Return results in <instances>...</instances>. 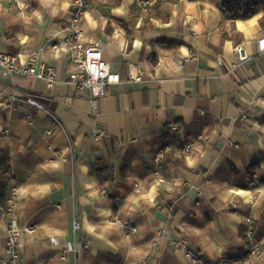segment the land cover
Listing matches in <instances>:
<instances>
[{
	"label": "crops",
	"instance_id": "obj_1",
	"mask_svg": "<svg viewBox=\"0 0 264 264\" xmlns=\"http://www.w3.org/2000/svg\"><path fill=\"white\" fill-rule=\"evenodd\" d=\"M86 1L83 41L101 44L120 75L95 101L66 82L68 49L50 47L71 33L72 2L0 0V51L20 60L36 51L57 73L48 86L0 70V102L18 97L0 107L13 215L33 226L15 264H187L173 243L181 239L211 264H243L258 244L264 264V180L250 184L246 173L253 162L264 169L262 5L233 18L218 0H162L157 9L119 0L115 20L91 3L116 0ZM171 119L181 121L173 133ZM6 222L0 206V258Z\"/></svg>",
	"mask_w": 264,
	"mask_h": 264
},
{
	"label": "built area",
	"instance_id": "obj_2",
	"mask_svg": "<svg viewBox=\"0 0 264 264\" xmlns=\"http://www.w3.org/2000/svg\"><path fill=\"white\" fill-rule=\"evenodd\" d=\"M73 5V11L71 14L72 30L71 33L65 35L61 42L50 43V47L57 49L59 47H65L70 53V63L72 65V71L69 73L67 83L72 85L76 91H82L83 89H89L93 101L103 95L106 90V86L111 83L118 82L120 75L117 71L111 69L108 61L103 56V47L101 44H89L83 41V30L80 25L81 19L85 10L88 8L86 0H70ZM139 4H146L154 2L155 0H136ZM259 47L264 48V38L259 40ZM37 52L30 53L24 60H20L16 55L0 51V70L3 74H22L30 77H36L44 79L48 86H51L57 79L56 69L52 66H44L37 63ZM246 54L242 52L240 48L237 49V59L243 60L246 58ZM130 76L134 79L139 78V73L131 72ZM18 97L11 95L7 100L0 102V107L10 108L17 103ZM23 102L29 105L36 106L43 109V104L34 95H25ZM181 127V121L179 119H171L166 122V129L173 133L179 130ZM46 134H50V129H45ZM96 135L95 137H98ZM191 143L183 145L181 151L187 153ZM250 184H254V179L248 180ZM135 190H139V186L135 185ZM17 198V188L12 185L8 189L6 195L7 205L3 208V211L7 217V224L5 229V246L4 256L0 258V264H15L16 259L19 256V240L21 235L25 231L33 229L32 225L21 227L16 222L13 212L15 208V200ZM246 221H250V217L246 218ZM74 225L77 226L78 222L75 221ZM132 231H135L134 227H130ZM178 246L185 258L187 264H211L206 262L200 255V253L194 249H191L186 244V241L181 239L173 241ZM87 246V244H85ZM258 244L253 245L247 253V257L242 258L244 264H253L252 258L256 257Z\"/></svg>",
	"mask_w": 264,
	"mask_h": 264
},
{
	"label": "trees",
	"instance_id": "obj_3",
	"mask_svg": "<svg viewBox=\"0 0 264 264\" xmlns=\"http://www.w3.org/2000/svg\"><path fill=\"white\" fill-rule=\"evenodd\" d=\"M160 1L162 0L154 1V9L158 8ZM118 2L119 0H116L112 5L102 2H93L91 3V5L92 7L98 9L101 14L107 16L109 19H115V17L111 15L110 10L113 6H116ZM251 4L253 6L261 4L264 9V0H218V6L220 7V9L223 12L231 15L233 18H246L250 16V14L252 13V8L250 7ZM132 8L135 10L136 5L133 4ZM40 102L45 104L43 99H40ZM111 170V167L106 166L103 168L96 167L92 171L97 175H102V173H107ZM246 173L252 176V178L257 182H263L264 180V169L261 168L257 163H251L247 167ZM10 180L11 163L9 151L7 148L0 147V206L2 208L6 207L7 205L6 195Z\"/></svg>",
	"mask_w": 264,
	"mask_h": 264
},
{
	"label": "rangeland",
	"instance_id": "obj_4",
	"mask_svg": "<svg viewBox=\"0 0 264 264\" xmlns=\"http://www.w3.org/2000/svg\"><path fill=\"white\" fill-rule=\"evenodd\" d=\"M140 189V188H139ZM139 191V190H138ZM257 251H259V248H258V250ZM257 254H258V252H257ZM257 256V255H256ZM251 261H253V264H256V261H255V258H252V260ZM244 264V263H243Z\"/></svg>",
	"mask_w": 264,
	"mask_h": 264
}]
</instances>
